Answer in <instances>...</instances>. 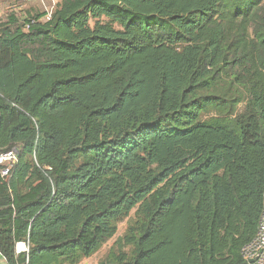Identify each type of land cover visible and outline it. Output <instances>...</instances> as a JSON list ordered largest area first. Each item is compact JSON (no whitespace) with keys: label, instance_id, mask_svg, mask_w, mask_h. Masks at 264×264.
Returning a JSON list of instances; mask_svg holds the SVG:
<instances>
[{"label":"trees","instance_id":"trees-1","mask_svg":"<svg viewBox=\"0 0 264 264\" xmlns=\"http://www.w3.org/2000/svg\"><path fill=\"white\" fill-rule=\"evenodd\" d=\"M0 253L245 264L264 193V0H59L0 22ZM25 243L28 252L17 254Z\"/></svg>","mask_w":264,"mask_h":264},{"label":"rangeland","instance_id":"rangeland-1","mask_svg":"<svg viewBox=\"0 0 264 264\" xmlns=\"http://www.w3.org/2000/svg\"><path fill=\"white\" fill-rule=\"evenodd\" d=\"M59 0H0V22L7 19L11 14H16L24 19L31 11H41L52 14ZM127 229V222L119 225L117 235L110 240L97 254L83 260L80 264H113V255L117 250L118 239L122 237Z\"/></svg>","mask_w":264,"mask_h":264},{"label":"built area","instance_id":"built-area-1","mask_svg":"<svg viewBox=\"0 0 264 264\" xmlns=\"http://www.w3.org/2000/svg\"><path fill=\"white\" fill-rule=\"evenodd\" d=\"M19 162V151H12L0 154V177L7 179L10 173ZM28 252V246L25 243L17 245V254ZM1 255V253H0ZM242 255L245 264H264V193H263V210L258 224L256 239L246 246Z\"/></svg>","mask_w":264,"mask_h":264},{"label":"crops","instance_id":"crops-1","mask_svg":"<svg viewBox=\"0 0 264 264\" xmlns=\"http://www.w3.org/2000/svg\"><path fill=\"white\" fill-rule=\"evenodd\" d=\"M0 264H7L6 260L0 255Z\"/></svg>","mask_w":264,"mask_h":264}]
</instances>
